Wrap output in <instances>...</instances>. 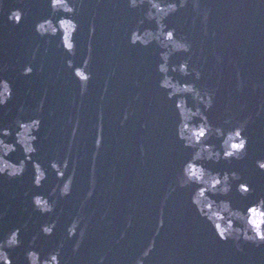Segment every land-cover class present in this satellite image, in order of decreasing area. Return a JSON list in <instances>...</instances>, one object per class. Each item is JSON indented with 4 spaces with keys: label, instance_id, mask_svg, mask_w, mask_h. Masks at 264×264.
I'll list each match as a JSON object with an SVG mask.
<instances>
[{
    "label": "clouds",
    "instance_id": "9594fccd",
    "mask_svg": "<svg viewBox=\"0 0 264 264\" xmlns=\"http://www.w3.org/2000/svg\"><path fill=\"white\" fill-rule=\"evenodd\" d=\"M264 2V0H262ZM128 6L133 9H141L142 17L137 22L129 35L130 44L148 46L156 43L161 51L160 61L156 70L160 75L158 87L164 91L166 97L172 102L176 116V137L186 149H190V156L184 160L176 174L175 183L170 186L174 191L180 188H191L190 200L197 213L213 229L220 240H232L237 249L243 248V243H253L257 246L264 245V196H259L246 203H236L231 194L233 189L241 197H247L253 191L252 184L236 169L217 168L221 161L243 160L248 156L249 137L245 134L251 114L242 120H233L231 115L225 116L222 121H214L209 113L215 104V90L203 88L197 84L202 72L190 64L189 58H184L179 63H173L172 57L176 53H188L191 51V42L177 36L176 28L170 27L166 20L188 5L189 0H127ZM5 0H0V10H5ZM81 0H50L52 14L40 19L35 24V31L40 36L54 37L59 35L58 47H62L71 55L76 54V33L79 22L75 18L80 7ZM7 19L13 24H19L25 16V10L21 8H7ZM57 13L62 15L57 16ZM205 12L204 16L207 17ZM145 20L154 22L155 27L140 26ZM90 34L95 32V24L89 27ZM92 45L89 44V55L82 64L77 66L72 58L66 60L69 68L73 69L75 77L80 81V94L83 96L88 91V82L92 79L89 70L91 62ZM35 57V53H33ZM221 57H217L219 61ZM24 75L34 71L32 63H27L22 68ZM179 73V76L174 75ZM194 79H181L180 76H193ZM237 87L242 89L245 82L237 73ZM14 96V87L11 80L0 77V106L6 105ZM44 108V100L32 110L34 115L29 119L23 116L26 109L23 104L17 109L18 114L7 126L0 124V175L9 178L22 176L29 162L33 167V184L40 187L48 177V170L55 171L58 178L51 191L34 193L31 203L35 210L41 214L55 212L60 198L71 194L76 178V162L65 156L63 160L58 158L48 161L47 166L39 159H33V155L39 151L36 141L42 125L41 113ZM129 112L123 114L121 123L128 119ZM77 129L74 127L72 135L75 137ZM10 137L12 139H10ZM218 141V143H217ZM103 143V124L97 125L95 146L97 151ZM19 148L23 150L22 159H10V155ZM141 151L143 147L141 146ZM95 155V154H94ZM256 166L264 170V158L256 160ZM71 164V172H68ZM95 189V177L92 179V187L89 188L85 201L93 196ZM167 198V193L165 199ZM83 207V203L81 205ZM59 217L48 220L40 225L39 230L33 234L29 245L25 249L28 264H66L62 257L64 241L46 254H42L38 247V241L43 234L51 236L58 223ZM164 223L160 219L159 225ZM132 224L131 218L128 220ZM27 227V221L14 227L3 238H0V264H13L10 249L22 244L21 232ZM88 226L82 215L72 217L66 226L67 238L75 237L73 251H78L87 234ZM159 227H157V232ZM124 233H121L123 237ZM156 246L155 237L150 240L143 251L136 257L134 264H145L146 258ZM105 257H99L98 264H103Z\"/></svg>",
    "mask_w": 264,
    "mask_h": 264
}]
</instances>
